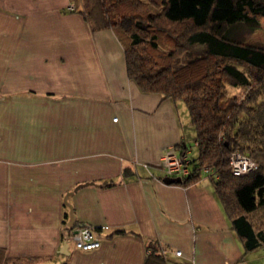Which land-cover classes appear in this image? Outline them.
I'll return each mask as SVG.
<instances>
[{"label": "crops", "instance_id": "1", "mask_svg": "<svg viewBox=\"0 0 264 264\" xmlns=\"http://www.w3.org/2000/svg\"><path fill=\"white\" fill-rule=\"evenodd\" d=\"M84 10L0 0V264H145L149 242L167 264H264V250L245 254L210 175L165 183L167 149L198 156L188 108L143 92L116 32L94 31ZM69 193L100 249L70 241Z\"/></svg>", "mask_w": 264, "mask_h": 264}, {"label": "trees", "instance_id": "2", "mask_svg": "<svg viewBox=\"0 0 264 264\" xmlns=\"http://www.w3.org/2000/svg\"><path fill=\"white\" fill-rule=\"evenodd\" d=\"M84 2L93 30L111 29L124 45L129 78L188 108L198 156L174 184L193 185L208 170L245 254L264 250V45L229 37L238 25L261 30L264 0ZM235 152L258 169L234 176ZM147 249L145 264H167L164 246L149 242Z\"/></svg>", "mask_w": 264, "mask_h": 264}, {"label": "built area", "instance_id": "3", "mask_svg": "<svg viewBox=\"0 0 264 264\" xmlns=\"http://www.w3.org/2000/svg\"><path fill=\"white\" fill-rule=\"evenodd\" d=\"M190 164L187 156L180 155L175 148H169L161 159L160 167L167 178H183L190 174ZM230 165L232 173L236 177L246 176L258 169L256 163L239 152H235L231 156ZM204 172L205 175L209 174L208 170H205ZM70 241L78 250L85 252L100 249L102 245L97 234L89 226H77L72 228ZM177 255L181 256L182 252H177Z\"/></svg>", "mask_w": 264, "mask_h": 264}, {"label": "rangeland", "instance_id": "4", "mask_svg": "<svg viewBox=\"0 0 264 264\" xmlns=\"http://www.w3.org/2000/svg\"><path fill=\"white\" fill-rule=\"evenodd\" d=\"M229 37L251 45H264V21L262 22V28L260 31L252 33L246 25H238L231 30ZM190 140H192L190 144H193L191 148L194 152L191 158L194 159L197 154V150L194 147L193 138Z\"/></svg>", "mask_w": 264, "mask_h": 264}, {"label": "water", "instance_id": "5", "mask_svg": "<svg viewBox=\"0 0 264 264\" xmlns=\"http://www.w3.org/2000/svg\"><path fill=\"white\" fill-rule=\"evenodd\" d=\"M181 183V179H178V180H174V179H171V178H166L165 179V183L167 184H174V183ZM78 190V189H77ZM75 193V192H74ZM74 193H69L66 195L65 197V205L69 208L70 210V219H69V223H68V226L70 228H75L77 226H79V224L76 222V215H75V212H74V208H73V205L69 202V198L74 194ZM69 243H65L64 245V250L66 251V253H68V249H69Z\"/></svg>", "mask_w": 264, "mask_h": 264}]
</instances>
